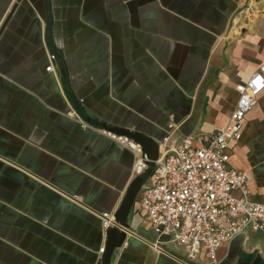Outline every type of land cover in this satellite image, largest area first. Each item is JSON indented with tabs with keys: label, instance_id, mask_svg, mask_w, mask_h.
I'll list each match as a JSON object with an SVG mask.
<instances>
[{
	"label": "crops",
	"instance_id": "1",
	"mask_svg": "<svg viewBox=\"0 0 264 264\" xmlns=\"http://www.w3.org/2000/svg\"><path fill=\"white\" fill-rule=\"evenodd\" d=\"M262 63L264 0H0V264H101L99 213L136 177L134 151L102 130L209 134ZM229 166L264 201V90ZM128 223L111 264H211L183 261L135 203ZM214 264H264V234L237 235Z\"/></svg>",
	"mask_w": 264,
	"mask_h": 264
},
{
	"label": "built area",
	"instance_id": "2",
	"mask_svg": "<svg viewBox=\"0 0 264 264\" xmlns=\"http://www.w3.org/2000/svg\"><path fill=\"white\" fill-rule=\"evenodd\" d=\"M46 69L53 70L54 63ZM263 90L264 63L236 85L238 98L226 125L205 135H184L177 142L168 134L159 143V156L135 208L158 236L184 250L183 261H196L204 253L214 264L218 249L237 235L264 234V201L251 197L247 171L229 166L231 143L241 139L244 119ZM82 125L89 126L85 121ZM102 132L134 151L136 176L148 170L150 159L138 143L108 129ZM99 215L105 231L118 225L113 212ZM152 244L159 247L157 241ZM104 251L105 246L100 247L99 252Z\"/></svg>",
	"mask_w": 264,
	"mask_h": 264
},
{
	"label": "water",
	"instance_id": "3",
	"mask_svg": "<svg viewBox=\"0 0 264 264\" xmlns=\"http://www.w3.org/2000/svg\"><path fill=\"white\" fill-rule=\"evenodd\" d=\"M61 72L64 73V70L61 69ZM112 130V132L131 138L141 146L143 152H145L150 159L149 168L146 172L147 176H150L155 161L159 156L158 141L140 131H131L129 129H119L116 127L112 128ZM143 183L144 177L142 175H137L125 193L115 213L118 225L112 226L107 230L106 251L102 255L101 264H111L115 249L119 248L125 241L127 230L129 229L128 216Z\"/></svg>",
	"mask_w": 264,
	"mask_h": 264
}]
</instances>
